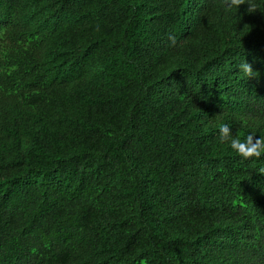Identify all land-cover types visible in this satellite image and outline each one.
<instances>
[{
	"label": "trees",
	"instance_id": "1",
	"mask_svg": "<svg viewBox=\"0 0 264 264\" xmlns=\"http://www.w3.org/2000/svg\"><path fill=\"white\" fill-rule=\"evenodd\" d=\"M225 123L264 136V0H0V264H264Z\"/></svg>",
	"mask_w": 264,
	"mask_h": 264
},
{
	"label": "clouds",
	"instance_id": "2",
	"mask_svg": "<svg viewBox=\"0 0 264 264\" xmlns=\"http://www.w3.org/2000/svg\"><path fill=\"white\" fill-rule=\"evenodd\" d=\"M245 0H224V7L226 10L231 11L233 9L238 10L241 4H244ZM255 8L254 4H250V9ZM240 71L244 76L250 78L256 75L253 71L251 64L243 61L239 65ZM220 139L222 142H227L231 149L237 153L243 159H260L264 157V136L256 133L249 132L246 137L241 140L234 136L231 131V127L225 123L219 128Z\"/></svg>",
	"mask_w": 264,
	"mask_h": 264
}]
</instances>
